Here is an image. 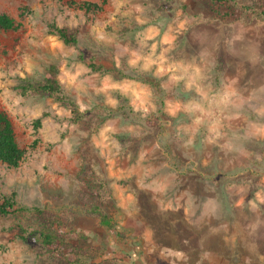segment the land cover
<instances>
[{"label":"rangeland","instance_id":"374dc122","mask_svg":"<svg viewBox=\"0 0 264 264\" xmlns=\"http://www.w3.org/2000/svg\"><path fill=\"white\" fill-rule=\"evenodd\" d=\"M74 1L104 4L85 14L66 0H0L15 24L0 31V111L23 151L15 169L0 162V200L16 204L0 215V264H264V0L220 15L208 0ZM90 60L194 95L159 104ZM53 64L78 118L53 96L21 94ZM92 190L111 229L82 210ZM34 207L63 224L71 253L45 252L23 210Z\"/></svg>","mask_w":264,"mask_h":264},{"label":"trees","instance_id":"16d2710c","mask_svg":"<svg viewBox=\"0 0 264 264\" xmlns=\"http://www.w3.org/2000/svg\"><path fill=\"white\" fill-rule=\"evenodd\" d=\"M210 5L214 8V13L221 14L223 8L231 5L236 6V0H208ZM66 4L70 7H78L83 10L85 14L98 13L101 11L104 2L101 4L91 2H75L74 0H66ZM220 13V14H219ZM15 28L14 21L5 14H0V31H9ZM49 29L52 30L66 45H75L76 39L73 35L67 33L65 29L56 28L50 24ZM126 37V36H125ZM89 69L93 73L101 76L111 75L114 78L129 79L149 86L155 93L156 100L159 104H163L164 100L173 96L176 98H185L193 96L192 91H185L180 85L167 91L161 84V79L152 76L149 73L134 69V68H117L112 66L107 68L102 64L95 63L90 60L88 64ZM59 70L56 65H49L46 68V77L44 82L38 86L30 83H24L19 86L22 95H27L30 92L38 93L41 95H50L55 100L65 104L71 114L78 118L76 104L67 97L58 81ZM46 114L36 120L35 125L39 126L40 121ZM148 124L157 125V123L146 121ZM23 158V151L20 150L16 144L14 130L12 123L8 116L0 111V162L8 168H17ZM82 210L87 216L97 220L98 224L105 229L114 227L113 217L107 206L101 201V194L97 190L91 192H81L79 196ZM15 194L4 196L0 200V215H9L15 207ZM24 211L30 212L37 217L40 221V230L35 232V237L39 244L44 248L45 252L53 259H61L63 254L71 253V244L66 242L68 237L67 231L65 232L63 224L54 215L45 212L42 208H23ZM21 232L23 230L21 229ZM74 255V254H72ZM61 264V263H58Z\"/></svg>","mask_w":264,"mask_h":264}]
</instances>
